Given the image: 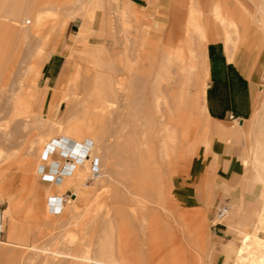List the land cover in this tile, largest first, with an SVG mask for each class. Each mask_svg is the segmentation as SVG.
Returning a JSON list of instances; mask_svg holds the SVG:
<instances>
[{"label": "rangeland", "instance_id": "374dc122", "mask_svg": "<svg viewBox=\"0 0 264 264\" xmlns=\"http://www.w3.org/2000/svg\"><path fill=\"white\" fill-rule=\"evenodd\" d=\"M26 1L29 5H34L36 11H40V14L43 15V22L21 38L16 33L7 35L0 32V88H3L0 89V101L4 103L0 106V128L5 127L9 118L6 115L10 112V106L5 103L7 98L11 95L18 97V93L14 94L13 91L9 90L10 83L17 80L18 83H21L26 80V69L31 67L27 53H30L31 49L40 47L44 50L50 44L47 51L41 55L40 59L36 60V66L32 68L42 69L37 89H40L49 78L47 59L52 51L57 53L55 57L60 63L56 71L52 70L54 77H57L55 82L57 89H53L51 93H56L59 89L64 103L58 104L56 114L53 116L51 115L52 105L49 102L45 112L47 118L61 119L69 109L70 112L81 110L82 105L78 101L74 110L73 104L69 106V102L64 100V96L68 92L70 78L74 76L77 69H93L90 67L105 69L106 75L113 74L109 69H121V71H115L113 75H119L118 77L115 76V79L119 81L121 78V84H125L127 90L124 88V93L132 90L127 88L129 83L131 84L129 87L133 84L129 70L140 69L145 74L150 73L149 79L144 82L148 86H146L147 90L145 88L143 90H146L149 95L143 91L145 95L143 100L146 105L145 108L143 107L142 113L140 111L139 116L137 112L134 114L138 108L131 105L130 98L123 97L121 91L120 94L123 96L119 95L121 99L118 97L115 100L116 104L111 106L114 108L112 111L117 109L118 112L115 111V115L117 114L119 122H116L117 118L115 117L117 116H112L114 114L112 112L102 120V125L105 126L104 130L106 128L107 134H105L109 136L107 138L109 145L118 141V149L121 155L122 153L125 155L122 151L126 149L133 152L134 148H128L126 145L131 138L134 144L137 140L142 142L151 138L150 144L148 143L149 151L146 152L153 155L155 153V158L152 156V160L147 159L145 166L158 177V179L155 177L157 195L153 194L154 188L150 181H147L145 185L140 184L142 183L141 177H133L130 174L129 163L125 162L124 159L123 161L122 159H114V163H111L109 167L108 164L100 165V170H98L102 173L104 181L91 177L90 174L93 169L89 168L84 175V185L77 192L72 187L66 188L62 195L57 190L48 191L46 181L51 180V176L54 174H62L66 167V160H73L74 156L65 157L66 160H62L60 166L58 162L56 164L48 163L45 156L42 160H38L39 155L34 140L38 138L41 132L44 130L46 132L48 129L40 128L35 123H30L25 127L23 119L32 120V115L24 113L20 115V120L11 123V126L6 128L7 135L2 138V144H0V211L4 228L0 236V264L34 262L39 261V258L41 261L40 249L33 246H45L49 249H59L75 254L79 258L68 257L69 260L67 258L66 264H77L76 262L81 261L80 255L86 251L89 255L96 256L98 245H104L105 250L114 247V245H116L115 247L121 246L131 256L130 261H135L136 264H226L227 261L228 264H233L236 259V249L248 232L258 231L264 237V230L259 231L258 222L264 205V177L259 171V175L262 174V176L258 175L257 168L254 166L257 140L264 138V129H260V120L264 117V93L258 101L254 115L246 120L241 127H239L238 122L234 124L239 129L235 141L241 147V159L246 169L238 186L221 198L222 200L227 198L230 212L229 216L217 226L218 229L222 230V237L220 238L213 230V219L218 202H206V206L203 207L187 208L176 201L174 195L176 178L186 173L199 146L207 143L215 131L220 128V124L207 115L205 103L201 106V99L196 97L201 87L207 88L208 81L205 65L200 60L204 59L203 55L201 52L193 53L191 51L197 43L187 33L183 36V41H169L162 34L160 25H156L155 20L150 18L142 8L122 0H34V2L33 0H24V2ZM253 1L254 4L250 13L251 22L260 35L264 37V21L260 19L264 14V2L262 3L261 0ZM17 2L12 0L7 4L14 5ZM70 12L77 15L69 14ZM6 19L9 22L13 21L10 18ZM83 23H87L90 31L86 46L82 50L85 56L81 51L74 49V38L78 35L77 32ZM49 37L52 38L50 43ZM7 38H12V41H6ZM202 43L205 45L206 41H202ZM166 45H184L181 52L183 61L181 59L176 60L173 56L170 59L166 53L175 51H167ZM96 48L100 50L97 52ZM166 57H168V61L164 60ZM198 60L203 68L200 67ZM188 63L197 65L194 64L193 66V64L189 65ZM183 65L185 67L181 68ZM156 69L162 74L158 75L161 76L158 82L154 81L156 74L152 75V73L157 72ZM193 70L194 72H191ZM181 72L190 74L183 76ZM192 73L195 74L192 75ZM190 80L191 82H189ZM154 85L159 87L156 89V93L164 95L166 102L171 99L170 103L175 104L172 103L173 97H170L172 94H178L179 97L177 96V98L182 97L181 101L183 102L177 98L180 104L176 102L183 110L175 104L174 107L178 109H172L171 112H167L168 114L157 112L152 106L151 91ZM83 90H76L79 96L83 95ZM176 91H178L177 94L174 93ZM179 93H182L185 98ZM17 97L15 101H17ZM80 99L82 98L80 97ZM96 102L95 98L92 97L91 106L96 105ZM163 109H165V105ZM178 110L185 111L184 113L180 111L185 116L176 112ZM119 112L122 113L121 116H119ZM146 113L151 115L150 118L154 116L150 120L151 123L148 122L150 118L146 116ZM109 116L111 119L108 118ZM183 117L184 122L180 119ZM153 118L156 121L152 120ZM41 119L43 118L41 117ZM166 119L174 122L175 127L177 126V129L174 128L168 132L175 135L171 142L172 149L169 158L159 156L155 150L159 147V138L163 133H166V131L161 130L163 126H160L162 125L161 122ZM97 120H93L95 125ZM144 120H147L148 123ZM27 122L29 121L25 123ZM100 122L101 120H98L97 126H101ZM144 123H147L146 126ZM117 127L119 128L117 129ZM120 127L122 128L120 129ZM126 132L128 134L125 135ZM61 140L63 141L64 138L62 137ZM52 142L54 144L58 141L53 140ZM86 142H88L86 144L92 145L91 141ZM153 145L156 148L153 147V149L151 147ZM47 149H49L48 146ZM110 150H114V148L110 147ZM87 151L85 152L86 155L88 154ZM59 154L64 155V153L55 151L49 160L51 162L58 161ZM97 163L98 161L95 159L94 165L97 166ZM58 166L59 170L57 169ZM53 167L55 171L58 170V173L52 171ZM42 174L43 177H41ZM56 182H61V178H57ZM143 189L144 194L141 192ZM136 196L147 199H144L145 203L136 202L134 199ZM69 205L76 207V213L73 217L72 213L67 210ZM8 208L10 213L4 214ZM237 211L241 213L240 223L235 217ZM118 216L119 218H117ZM119 219H122L120 224ZM245 222L248 223V227ZM111 224L112 228H110ZM239 229L243 232L240 233ZM10 234L13 238L10 237ZM213 239L221 241V252L226 255L220 263H217L213 258H208ZM227 240H231L235 249V253L232 251L231 257L225 251ZM32 252L35 254L32 255ZM39 255L41 256L39 257ZM33 256L36 260L32 258ZM81 263L82 261L78 264Z\"/></svg>", "mask_w": 264, "mask_h": 264}, {"label": "crops", "instance_id": "0c3cea01", "mask_svg": "<svg viewBox=\"0 0 264 264\" xmlns=\"http://www.w3.org/2000/svg\"><path fill=\"white\" fill-rule=\"evenodd\" d=\"M10 1L12 0H0L1 33H4L3 29L5 27L9 28L14 24L17 18L16 12L19 9H35L34 5L31 6L24 0H16L18 1L16 4L8 5L7 3ZM122 1L142 8L150 18L152 17L155 20L156 25H160L162 34L169 41H183V36L187 33L197 43L196 47H192L191 51L193 53L201 51V55L204 57V65L208 75L205 96L206 113L212 120L220 124V128L215 131V134L207 143L199 146L186 173L176 178L174 181V195L176 201L187 208L203 207L206 206V202L212 201L215 203H228L227 198L223 200L221 198L224 195H228L238 186L245 172V165L241 159V147L235 141L239 129L234 124L238 122L240 124L239 127H241L246 120L254 115L258 101L264 93V37L260 35L251 22L250 13L254 1ZM216 7L218 11L215 10L217 9ZM6 18H10L13 21L9 22ZM221 18L229 22L232 19L231 23L234 24V21H236L235 23L238 25V39L236 40V37L232 38L233 40L235 39L234 46L232 44L228 46L227 42L229 39L227 36L229 31L230 36H233L231 33L232 29L223 25ZM4 19H6V22H4ZM236 24L235 26H237ZM11 34L13 35V32L7 35ZM5 40L12 41V38ZM51 40L52 38L49 37V43ZM202 41H206V44L204 45ZM183 46L166 45V48H168L167 51H183ZM48 47L43 50V53L47 51ZM32 51L33 49L30 50V53ZM30 53H27V56L30 58L31 67H27L30 70L26 73V80L21 83H18V80L12 81L9 90L13 91L14 94L18 93L21 84L25 87L23 97L28 101L32 114L39 115L43 119L58 120L55 117L47 118L45 116L46 106L49 102L52 105L51 115L53 116L56 114L58 104L63 102L59 89L56 93H51L53 89H57L55 85L57 77H54L52 73V70L56 71L60 64L55 57L57 53L52 51L50 53L51 57L49 55L47 59L49 78L40 89L36 87L39 86L42 69H32L37 62ZM14 101L15 98L11 95L5 103L13 109ZM3 104V101H0V106ZM34 105L37 109H35L36 107L34 108ZM6 115L10 117L9 113ZM0 144H2L1 136ZM80 167L81 169H79ZM58 170L55 171L54 167L52 168L55 173H58ZM81 173L82 166L80 164L72 161L67 162L62 174L49 175L51 180H45L48 184L46 187L48 191L57 190L61 195L68 187L74 188L77 192L82 186L79 179ZM41 177H43V174ZM57 178H61V182L57 183ZM207 183L212 186L211 190L207 189V186H209ZM235 217L238 218L240 223L241 213L237 211ZM245 225L249 226L247 222H245ZM213 230L218 237H222L221 229L215 227ZM239 230L240 233L243 232L241 229ZM221 244L220 240L213 239L208 253V258H213L217 263L222 262L226 256L221 252ZM226 246L225 251L231 257L232 251L235 253L231 240H227ZM226 264H228V261Z\"/></svg>", "mask_w": 264, "mask_h": 264}, {"label": "bare ground", "instance_id": "6f19581e", "mask_svg": "<svg viewBox=\"0 0 264 264\" xmlns=\"http://www.w3.org/2000/svg\"><path fill=\"white\" fill-rule=\"evenodd\" d=\"M93 1V0H92ZM262 3L264 2L263 0H261ZM264 6V5H263ZM215 7V6H214ZM262 8V6H260ZM217 8V7H216ZM218 11V8L215 9ZM214 10V12H215ZM264 12V11H263ZM218 13V12H217ZM69 14H73V13H69ZM220 14V13H219ZM74 16L77 14H73ZM227 15V14H226ZM16 16L17 18L14 21V24L12 26L5 27L3 29V32L8 34V33H16V35L21 38L23 36H25L26 34L32 32V30H34L39 24H41L43 22V15L40 14V11H36L35 9H19L16 12ZM73 16V17H74ZM219 16V15H218ZM223 16V15H221ZM230 16V15H229ZM226 17V16H225ZM232 17V16H231ZM259 17V16H257ZM264 14L262 16V18L260 17V19L262 21H264ZM222 19V23L223 25H225L226 27H230L232 29V34L233 36H230L229 32H228V39L231 40L232 38L236 37V40L238 39L237 35L239 34V31L237 28L238 25L235 23L236 21H234V24L231 23V21H227L224 18ZM235 24L237 26H235ZM264 25V23H263ZM227 27V28H228ZM264 27V26H263ZM12 31H11V30ZM191 29V28H190ZM196 31V30H195ZM89 28L88 25L86 23H83L80 28L79 31L77 32L78 35L74 38V49L75 50H79L82 53V50L84 49V46H86L87 43V38H88V33H89ZM200 32V31H199ZM227 32V31H226ZM191 34V33H190ZM231 34V35H232ZM196 35V34H195ZM200 35V34H199ZM199 35H197L199 37ZM196 36V37H197ZM202 37V36H201ZM201 39V38H200ZM199 40V39H198ZM197 40V41H198ZM202 40V39H201ZM200 40V41H201ZM228 40V46L229 45H235V39L232 41ZM104 46V45H103ZM195 48V47H194ZM86 49V48H85ZM90 49V47H89ZM197 49V48H196ZM199 49V48H198ZM100 49L96 48V51L98 52ZM73 51V50H72ZM90 51V50H89ZM95 51V52H96ZM196 51V50H194ZM199 51V50H198ZM88 52V51H86ZM85 52V53H86ZM182 51H176L175 52H168L166 53L167 56H169V58L171 59V57H175L176 60L177 59H181L182 58ZM201 52V51H200ZM75 53V52H74ZM197 53V52H195ZM31 56H33L34 60H37L38 58L40 59L41 55L43 54V49L42 48H36L34 49L31 53ZM84 54V52L82 53ZM199 54V53H198ZM203 54V53H202ZM231 54V53H230ZM165 55V54H164ZM83 56V55H82ZM85 56V54H84ZM230 56V55H229ZM228 56V57H229ZM76 57V56H75ZM92 57V56H91ZM96 57V56H95ZM164 57V56H163ZM161 58V57H160ZM174 58V59H175ZM193 58V57H192ZM30 59V58H29ZM164 59V58H163ZM172 59V60H174ZM91 60V59H89ZM94 60V59H93ZM164 60L168 61V57H166ZM182 60V59H181ZM201 63H204V59H200ZM92 61V60H91ZM183 61V60H182ZM199 61V60H198ZM103 62V61H102ZM105 62V61H104ZM108 62V61H106ZM92 63V62H91ZM95 63V62H94ZM163 63V62H162ZM161 63V64H162ZM182 63V62H181ZM197 63V62H196ZM200 61L199 64L201 65ZM106 64V63H105ZM186 64V63H183ZM189 64V63H188ZM187 64V65H188ZM191 65L193 63H190ZM189 64V65H190ZM195 64V63H194ZM193 64V66H194ZM101 65V64H100ZM163 65V64H162ZM161 65V66H162ZM197 65V64H195ZM92 66V65H91ZM105 66V65H104ZM199 66V65H198ZM160 67V66H159ZM158 67V69H159ZM170 67V66H168ZM177 67H179L177 65ZM185 67V65H183L181 68ZM197 67V66H196ZM195 67V68H196ZM200 67L203 68V65H201ZM83 68V67H82ZM89 68V67H87ZM93 69H77L76 73L74 74V76L72 78H70V82L69 84V88L68 92L65 94V98L64 100L68 101L69 106H71V104H73V108L74 110L75 108V104L78 103L82 105L81 110H75L70 112L71 110L69 109L68 112H66V114L64 115V117H62L61 119L58 120H52V119H41V117L39 115H34L32 114L31 110H30V106L28 101L23 97V93L25 92V87L22 86L20 84L19 86V90H18V97H17V101H14V106L13 109H11L10 107V117L8 119L7 124H5V127H1L0 128V136L2 138H4L7 135V127L11 126V123L20 120V115L24 114V113H29L32 115V120H28V119H23V125H25V127L27 125H29L30 123H35L37 126H39L40 128H47L48 131L46 130V132H41V134H39L38 138H36L34 140V144L36 146V151L39 155L38 160H42L43 156L46 157V160L48 161V163H53L56 164L58 162V164H60V162L62 160H66L65 157L67 158V156H74L73 160L67 161V162H75L77 164H80L82 166V173L79 175V179L82 183V185H84L83 181H84V175L86 173V171L90 168L93 169L92 173L90 174L91 177L93 178H98L101 179V181H104V178L102 177V173L99 171V167L100 165H104V164H108V167L111 165V163H114V159H124L125 162L129 163L128 168H129V172L130 174L133 175V177H138L142 179V183L140 184H146L147 181L151 182L150 184L153 185L152 187L153 189V194L157 195L156 193V186H155V180L158 179L157 175L153 174L150 172L149 168L146 167L145 165L147 164V159L150 161L153 159L152 156L155 155V151L153 152V154H147L146 151L148 150L149 147V140L151 139H145L144 141L140 142V140L135 141L136 143H132V138L130 139V141H128V144H126L133 149V152H131V150L126 149L124 152L125 155L120 154V150L118 149L119 144L118 141L114 143H112L113 145H109L108 143V135H106L107 133L104 130V127L102 125V120L104 118H106L108 116L109 113L114 112V114L112 116L115 115V111H117V109H115L114 111H112V104H114L116 101V99L121 96L126 97V98H130V103L131 105H135L136 108H138V110L134 111V114H136L135 112H137L138 116H139V112L144 110L145 108V102H144V93L143 91L146 92V86L144 82L147 81L149 78V74H145V72H143L140 69H131L129 70L130 74L132 76V80H133V84L131 87H129L131 84L129 83V86H127V88L132 89L130 92H126L124 93V88L126 89V86L121 84V78L119 81H117V79H115V76L118 77L117 75H113L114 72L120 70L121 69H109L112 71V75H106L105 74V69H94V67H90ZM180 68V67H179ZM158 69H156V73H152L156 74L154 77V81H159V77L158 76L160 74V72H158ZM194 69V68H193ZM197 69V68H196ZM30 69H26V71L28 72ZM154 70V69H153ZM162 70V69H161ZM187 70V69H186ZM195 70V69H194ZM191 71V72H194ZM119 71V72H120ZM183 72V70H181ZM190 71V70H189ZM181 72V74H183ZM162 73V72H161ZM164 73V72H163ZM118 74V73H117ZM120 74V73H119ZM190 74V73H185L183 74ZM195 73H192V75ZM162 75V74H160ZM120 76H122L120 74ZM189 76V75H188ZM124 77V76H123ZM125 78H127V76H125ZM152 78V76H151ZM189 78V77H188ZM187 78V79H188ZM131 79V78H130ZM194 79V78H193ZM167 80V79H166ZM125 82V81H123ZM122 82V83H123ZM131 82V81H130ZM187 82V80L184 82V84ZM191 82V80L189 81ZM204 83V82H203ZM118 84V86H117ZM159 84V83H158ZM172 84V82H171ZM186 85V84H185ZM198 85V84H197ZM146 90H143V89ZM159 87L156 85L152 86V94L151 96L153 97V105L156 109V111L164 113L166 112V114H168L167 112H171L172 109L176 110V109H181L178 105L180 104L177 99H180L179 101H181L182 97L177 98L178 96V91L174 92L177 95H171L170 97H173L172 103H175L177 105V102L179 103L177 106L178 108L174 107L175 104H171L170 101L168 100V102H166L165 100V96L164 95H159L156 93V89H158ZM3 89V88H0ZM66 89V90H67ZM78 89H84L83 90V95L79 96V93H77L76 90ZM149 89V88H148ZM162 89V88H161ZM127 90V89H126ZM150 90V89H149ZM180 90V89H179ZM123 92V95L120 94V92ZM129 91V90H128ZM184 92V91H183ZM136 93V94H135ZM146 94H148L146 92ZM180 94V93H179ZM182 94V93H181ZM180 94V95H181ZM121 95V96H119ZM149 95V94H148ZM182 96L184 97V95L182 94ZM205 96H206V87L203 86L200 88L199 92H197V99H201V106L202 104L205 103ZM16 97H14L16 99ZM80 97L82 99H80ZM92 97L95 98L96 105L91 106V102H92ZM150 97V96H149ZM148 97V98H149ZM179 97V96H178ZM124 98V99H126ZM176 100H175V99ZM185 98V97H184ZM121 99V98H120ZM119 99V100H120ZM146 99V98H145ZM162 99V100H160ZM167 99V98H166ZM123 100V99H122ZM175 100V102H173ZM177 101V102H176ZM121 102V101H120ZM119 102V105H121ZM183 102V101H181ZM64 103V102H63ZM151 103V102H150ZM116 104V103H115ZM149 104V103H148ZM193 104V103H192ZM165 105V109H163V106ZM184 105V104H183ZM188 105V104H187ZM112 106V107H111ZM261 106V105H260ZM115 107V106H114ZM120 107V106H118ZM144 107V108H143ZM184 107V106H183ZM193 107V106H192ZM72 108V109H73ZM117 108V106H116ZM264 108V107H263ZM132 109V108H131ZM153 109V107H152ZM185 109V107H184ZM119 110V108H118ZM122 110V109H120ZM183 110V109H181ZM178 110L176 112H179V114L181 112H185V111H181ZM186 110V109H185ZM260 110V109H259ZM154 111V109H153ZM181 111V112H180ZM118 112V111H117ZM146 112V109H145ZM81 113V114H80ZM128 113V112H127ZM140 113V114H141ZM153 113V112H152ZM259 113V112H258ZM122 114V113H121ZM120 112H119V116H121ZM145 114V113H144ZM143 114V115H144ZM156 114V113H155ZM154 115V113H153ZM178 115V114H177ZM176 115V116H177ZM182 115V113L180 114ZM180 115H178L180 117ZM184 115V114H183ZM182 115V116H183ZM117 116V114L115 115ZM114 116V117H115ZM130 116V115H129ZM137 116V115H136ZM146 116H151L148 113H146ZM155 116V115H154ZM152 116V117H154ZM170 116V115H169ZM168 116V117H169ZM181 116V117H182ZM185 116V115H184ZM123 117V116H122ZM135 117V115H134ZM145 117V118H148ZM151 117V118H152ZM161 117V115H160ZM83 120H80V119ZM110 118V116L108 117ZM117 118L116 122L118 121V116L115 117ZM125 118V117H124ZM133 118V117H132ZM138 118V117H136ZM150 118V117H149ZM148 118V119H149ZM151 118L148 120V122L151 120ZM171 118V117H170ZM256 118V117H255ZM94 119H98L101 120V126H97L98 125V120L96 122V125L93 123ZM111 119V118H110ZM113 119V118H112ZM141 119V118H140ZM172 119V118H171ZM184 119L183 118H180ZM261 119V118H260ZM122 120H124L122 118ZM147 120H144V122ZM152 120H155L154 118ZM206 120V119H205ZM26 121H29L27 123H25ZM156 121V120H155ZM160 121V120H159ZM258 121V120H257ZM106 122V120H105ZM115 122V123H116ZM119 122V121H118ZM147 122V123H148ZM152 121H150L149 123H151ZM158 122V121H157ZM184 122V121H183ZM197 122V121H196ZM261 122V123H260ZM260 129H264V117L260 120ZM108 123V121H107ZM121 123V122H120ZM133 123V122H132ZM146 123V124H147ZM154 123V121H153ZM156 123V122H155ZM122 124V123H121ZM143 124V123H142ZM145 124V123H144ZM145 124V126H146ZM163 126V128L161 129L162 131H166V133L162 134L161 137L159 138V147L156 148L154 147L155 145L151 146L152 148H156V154H158L159 156H166L169 158V154H170V150L171 148V142L174 140L173 138L175 137V135L168 133L169 131H171L172 129L176 128L174 126V122L169 121L168 119H166L165 121L161 122ZM128 125V124H127ZM141 125V124H140ZM2 126V125H1ZM109 126V125H108ZM107 126V127H108ZM144 126V125H143ZM156 126V125H155ZM112 127V126H111ZM124 127V126H123ZM128 127V126H127ZM135 127V126H134ZM119 127H117L118 129ZM122 127H120L121 129ZM126 128V127H124ZM145 128V127H144ZM155 128V127H153ZM137 129V128H136ZM139 129V128H138ZM148 129V127H147ZM146 129V130H147ZM152 129V128H151ZM177 129V128H176ZM111 130V129H110ZM129 130V129H128ZM131 130V129H130ZM142 130V129H141ZM149 130V129H148ZM110 132V131H108ZM136 132V131H135ZM177 132V131H176ZM106 133V134H105ZM117 133V131H116ZM123 133V132H122ZM137 133V132H136ZM159 133V132H158ZM128 134L127 132L125 133V135ZM112 135V134H111ZM117 135V134H116ZM159 135V134H158ZM107 136V137H106ZM120 136V135H119ZM135 136V135H134ZM146 137V135H144ZM160 136V135H159ZM234 136V135H232ZM64 138V140L62 141L61 138ZM112 137V136H111ZM128 138V137H127ZM119 139V137H118ZM53 140H56L58 142H55L53 144ZM61 140V141H60ZM117 140V139H115ZM185 140V139H184ZM86 141H91L92 145H88L86 143ZM120 141V140H119ZM122 141V140H121ZM124 141V140H123ZM153 141V140H151ZM110 142V141H109ZM122 143V142H121ZM124 143V142H123ZM149 143V144H148ZM152 143V142H151ZM134 144V145H133ZM155 144V143H154ZM184 144V143H183ZM122 145V144H121ZM141 145V146H140ZM173 146H175V144H172ZM47 146L49 149H47ZM111 148H114V150H110ZM125 147V146H124ZM150 147V148H151ZM126 148V147H125ZM153 148V149H154ZM174 148V147H173ZM86 150H88V154L86 155L85 152ZM55 151H58L59 153H64V155H60L59 154V159L58 161H52L49 160L51 155L53 153H55ZM146 152V153H145ZM256 156L254 157V166H256L257 168V173L258 171L261 174L262 177H264V138L262 139H258L257 140V145H256ZM150 153V152H148ZM176 153V152H175ZM174 153V154H175ZM177 154V153H176ZM176 157V156H175ZM151 158V159H150ZM155 158V156H154ZM166 158V159H168ZM174 158V157H173ZM72 159V158H71ZM95 159H97L98 163L97 166L94 165ZM159 159V158H158ZM162 159V158H161ZM69 160V159H68ZM114 160V161H113ZM163 160V159H162ZM171 160V158H170ZM169 160V161H170ZM121 161V160H120ZM168 161V162H169ZM172 162V161H170ZM50 165V164H49ZM48 165V166H49ZM51 166V165H50ZM163 166V165H162ZM94 167H97V169H94ZM135 168L134 170H131ZM156 168V167H155ZM99 169V170H98ZM246 169V168H245ZM170 170V169H169ZM171 172V171H170ZM168 173V172H167ZM109 174V173H108ZM159 174V173H158ZM164 174V173H163ZM259 175V173H258ZM130 177V175H128ZM160 176V175H159ZM162 176V175H161ZM260 176V175H259ZM260 176V177H261ZM156 177V179H155ZM166 177V176H163ZM49 178V177H47ZM46 178V179H47ZM165 179V178H164ZM163 180V179H162ZM209 180V179H208ZM158 182V181H157ZM156 182V184H157ZM209 182V181H208ZM264 182V181H263ZM163 183V182H162ZM211 183V182H209ZM207 185L210 186V184L207 183ZM207 186V189L209 188L211 190L212 186ZM208 189V190H209ZM151 191V190H150ZM161 191V190H160ZM144 194V189L141 191ZM146 192V191H145ZM162 192V191H161ZM147 193V192H146ZM160 193V192H159ZM209 193V191H208ZM164 194V193H162ZM210 194V193H209ZM211 196V195H210ZM142 198V197H141ZM139 198V196H136L134 199L136 202H140V203H145L144 199H147L145 197ZM209 199V198H208ZM70 203V202H69ZM142 205V204H141ZM118 209V208H117ZM68 211H70V213H72V217L74 216V214L76 213V207L74 205H69ZM117 211V210H116ZM119 212V211H117ZM116 212V213H117ZM230 212V211H229ZM10 213V209L8 208L7 210L4 211V214H9ZM12 213V211H11ZM100 215V214H99ZM118 215V213L116 214ZM229 215V213H228ZM127 216V215H126ZM116 217V216H115ZM119 218V216L117 217ZM79 220V219H78ZM120 220L119 219V224H120ZM147 220V219H146ZM110 221V220H109ZM112 221V220H111ZM110 221V222H111ZM109 222V225H110ZM117 222V220H116ZM148 222V221H147ZM258 222H259V231L264 230V205H263V209L262 212L259 215L258 218ZM14 224V223H13ZM117 224V223H115ZM109 227V226H108ZM112 228V224L111 227ZM197 228V227H196ZM12 233V231H11ZM118 233V232H117ZM13 234V233H12ZM12 234H10V237H12ZM15 236V234H13ZM17 236V235H16ZM17 238V237H15ZM117 238V237H116ZM44 246V245H43ZM116 245H114L115 247ZM34 248H38L40 249V254L39 257L41 256V261L39 258V261H28L26 263H18V264H66L67 263V258L68 257H77V255L69 253V252H65V251H61V250H54V249H49L47 247H41V246H33ZM73 247V246H72ZM109 247V249L105 250L104 245H98V251H97V255H89L88 251H86L84 254L82 253V255H80L81 257V264H136L135 261H130L131 260V256L129 255V253L127 251H125L121 246H117V247ZM64 248V247H63ZM66 248V247H65ZM77 248V247H76ZM35 252V251H34ZM36 253V252H35ZM32 252V255L35 254ZM8 254V253H7ZM36 257V256H35ZM57 259H54L56 258ZM34 258V256L32 257ZM37 258V257H36ZM59 258V259H58ZM38 259V258H37ZM34 260H36L34 258ZM69 260V258H68ZM73 261V260H72ZM79 260V262H76L77 264L81 262ZM75 262V261H74ZM233 264H264V237H262L259 232L257 231H250L248 232L241 240V244L237 247L236 249V259L234 261Z\"/></svg>", "mask_w": 264, "mask_h": 264}, {"label": "built area", "instance_id": "2783aa9c", "mask_svg": "<svg viewBox=\"0 0 264 264\" xmlns=\"http://www.w3.org/2000/svg\"><path fill=\"white\" fill-rule=\"evenodd\" d=\"M229 211H230V205L227 202H219L216 205V212H215V216L213 219V222H214L213 228L217 227L225 220V218L228 216ZM3 231H4V228H3V221H2V213L0 211V236Z\"/></svg>", "mask_w": 264, "mask_h": 264}]
</instances>
